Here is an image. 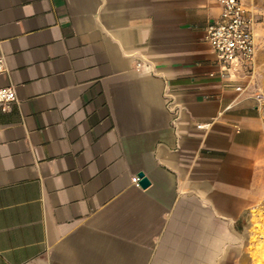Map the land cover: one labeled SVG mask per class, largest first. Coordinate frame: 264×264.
Returning <instances> with one entry per match:
<instances>
[{
    "label": "crops",
    "instance_id": "obj_1",
    "mask_svg": "<svg viewBox=\"0 0 264 264\" xmlns=\"http://www.w3.org/2000/svg\"><path fill=\"white\" fill-rule=\"evenodd\" d=\"M243 1L257 54L228 76L217 0H0V264H257L264 0Z\"/></svg>",
    "mask_w": 264,
    "mask_h": 264
},
{
    "label": "built area",
    "instance_id": "obj_2",
    "mask_svg": "<svg viewBox=\"0 0 264 264\" xmlns=\"http://www.w3.org/2000/svg\"><path fill=\"white\" fill-rule=\"evenodd\" d=\"M217 1L221 14L217 21L208 26L205 41L215 54L221 72L233 76L254 64L257 54L255 34L257 21L243 0ZM6 71L5 61L0 58V74ZM17 101L14 88L0 89L1 108L5 109ZM198 128L201 129L202 125ZM140 182L141 179L137 177L136 186L140 187Z\"/></svg>",
    "mask_w": 264,
    "mask_h": 264
},
{
    "label": "rangeland",
    "instance_id": "obj_3",
    "mask_svg": "<svg viewBox=\"0 0 264 264\" xmlns=\"http://www.w3.org/2000/svg\"><path fill=\"white\" fill-rule=\"evenodd\" d=\"M256 214L259 215L260 219H254L250 233L251 243L257 246H252L250 250L258 258L257 264H264V206L261 210H257Z\"/></svg>",
    "mask_w": 264,
    "mask_h": 264
},
{
    "label": "water",
    "instance_id": "obj_4",
    "mask_svg": "<svg viewBox=\"0 0 264 264\" xmlns=\"http://www.w3.org/2000/svg\"><path fill=\"white\" fill-rule=\"evenodd\" d=\"M139 177L141 178V182H140L141 186L143 188L149 187L150 181L145 177V175L143 173H140Z\"/></svg>",
    "mask_w": 264,
    "mask_h": 264
}]
</instances>
